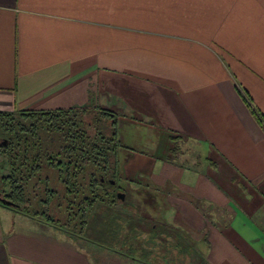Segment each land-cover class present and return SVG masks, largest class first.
Here are the masks:
<instances>
[{"label": "crops", "instance_id": "0c3cea01", "mask_svg": "<svg viewBox=\"0 0 264 264\" xmlns=\"http://www.w3.org/2000/svg\"><path fill=\"white\" fill-rule=\"evenodd\" d=\"M245 96L264 118V0H0V112L118 111L121 138L151 141L122 169L162 193L161 239L209 264H264V126ZM95 246L0 204V264H104Z\"/></svg>", "mask_w": 264, "mask_h": 264}, {"label": "trees", "instance_id": "16d2710c", "mask_svg": "<svg viewBox=\"0 0 264 264\" xmlns=\"http://www.w3.org/2000/svg\"><path fill=\"white\" fill-rule=\"evenodd\" d=\"M245 100L264 126L251 99L245 96ZM119 121L117 113L100 107L0 112V197L15 206L0 204L82 238L95 221L104 223L109 213L119 222L118 193L124 190L118 182L126 179L124 162L120 164L118 157L119 148L124 147L118 135ZM171 140L169 157L174 161L182 155L183 138L173 135ZM125 222L118 225L124 233L128 231ZM146 227L147 223L145 230H134L141 244L159 251L158 256L168 258L169 264H178L187 240L170 242V234L157 225L150 227L152 231ZM164 234L165 240L161 239ZM188 248L193 255L198 253L193 245ZM199 255L202 264H209Z\"/></svg>", "mask_w": 264, "mask_h": 264}, {"label": "rangeland", "instance_id": "374dc122", "mask_svg": "<svg viewBox=\"0 0 264 264\" xmlns=\"http://www.w3.org/2000/svg\"><path fill=\"white\" fill-rule=\"evenodd\" d=\"M114 104V101H113ZM103 109L111 110L117 114L118 111L114 109H109L107 107H104ZM124 134V133H123ZM120 141H122V146L119 148V162L120 164L123 162L128 161V156H130V148L132 149H139L146 151V148L151 145L149 144L147 140L144 139L141 142L136 143H130V141H127L124 136L121 138L119 136ZM151 139V137H150ZM127 142V143H126ZM151 143V141H150ZM139 180H143L144 184L136 185V183L132 182V179H122L119 180L118 186L119 188L123 189V193L125 194L124 201L118 202L117 205V213L120 216L119 222H116L117 219L114 220L112 214L105 215V222H98L95 221L91 228H89L87 232V237H85V240L98 242L100 246L97 247L96 244H94L95 247L100 249V253L102 254V258L97 256L95 253H91V258L95 262H104L105 256L108 258L106 259L107 264H169V259L165 257H159V251L156 249L151 250L149 248H145L141 244V239L138 236L134 230L137 228L144 229L145 223L149 225H155V224H164L169 225L171 223H168L166 220V209H165V203L163 204V200L161 199L160 192L156 193H150L145 188V177H139ZM138 180V181H139ZM134 183V184H133ZM2 180L0 179V189L2 188ZM15 211V210H13ZM17 212V211H15ZM126 220L125 223H128L127 225V232L124 233L123 229L121 228V225ZM261 220V219H260ZM107 224V225H105ZM126 225H124L125 227ZM264 226V224H263ZM130 230L133 231V233L129 232ZM134 228V229H133ZM175 229L181 230V228L178 225H175L173 227ZM264 228V227H263ZM145 230V229H144ZM129 237V238H125ZM131 238V239H130ZM130 239V240H129ZM181 242V241H178ZM188 244L193 245L195 249L197 248V243L194 242L191 239H187V241L183 242V246L185 247L183 250H181V261L178 264H202L201 263V255H199V252L196 255H193L192 250L188 248ZM176 247H173L175 250ZM192 248V247H191ZM206 251V249H202ZM202 255L206 257L207 260V254L203 251ZM103 251H106L105 253ZM198 251V250H197ZM175 252H178L176 249ZM174 252V253H175ZM120 253V254H119ZM117 254L119 256H117ZM123 254V255H122ZM121 260H119L118 258ZM136 258L139 261H131V258ZM172 261V257H170ZM119 261H121L119 263ZM172 264H177L173 262Z\"/></svg>", "mask_w": 264, "mask_h": 264}, {"label": "water", "instance_id": "95a60500", "mask_svg": "<svg viewBox=\"0 0 264 264\" xmlns=\"http://www.w3.org/2000/svg\"><path fill=\"white\" fill-rule=\"evenodd\" d=\"M118 199L124 201V199H125V194H124L123 192H119V193H118ZM0 202H1L2 204H4V205H7V206H11V207H12V206H13V207L15 206L14 203H12V202H10V201L4 199V198H1V197H0Z\"/></svg>", "mask_w": 264, "mask_h": 264}]
</instances>
